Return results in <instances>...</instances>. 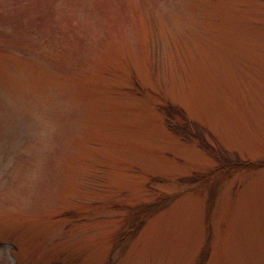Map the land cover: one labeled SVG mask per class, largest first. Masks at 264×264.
I'll return each mask as SVG.
<instances>
[{"label": "rangeland", "instance_id": "374dc122", "mask_svg": "<svg viewBox=\"0 0 264 264\" xmlns=\"http://www.w3.org/2000/svg\"><path fill=\"white\" fill-rule=\"evenodd\" d=\"M263 163L264 0H0V264H264Z\"/></svg>", "mask_w": 264, "mask_h": 264}, {"label": "trees", "instance_id": "16d2710c", "mask_svg": "<svg viewBox=\"0 0 264 264\" xmlns=\"http://www.w3.org/2000/svg\"><path fill=\"white\" fill-rule=\"evenodd\" d=\"M158 108L161 109L162 113L165 115L166 124L174 133L190 140L197 137L199 138L198 140L200 141L201 147L205 151H214L211 146L205 142L202 133L197 129V125L187 118L182 109L171 104H166Z\"/></svg>", "mask_w": 264, "mask_h": 264}]
</instances>
